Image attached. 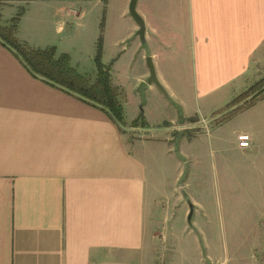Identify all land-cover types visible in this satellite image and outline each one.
<instances>
[{
  "label": "crops",
  "instance_id": "1",
  "mask_svg": "<svg viewBox=\"0 0 264 264\" xmlns=\"http://www.w3.org/2000/svg\"><path fill=\"white\" fill-rule=\"evenodd\" d=\"M130 1L0 0L11 10L9 18L21 13L16 36L32 47H58L73 34L90 31L97 53L102 36L103 58L108 56L103 63L125 96L127 122L119 123L99 105L31 72L0 38V264H147L157 198L168 187L165 182L156 186L158 167L173 156L176 141L194 143L197 137L182 132L176 138V129L201 127L198 135L203 132L208 144L219 145L225 173L230 169L225 154L233 152L240 168L252 167L255 183L264 184V94L224 119L237 109H229L230 103L252 85L248 75L264 63V0H185L189 49L181 60L176 44H182L183 19H176V0H138L145 41L129 14ZM90 18L93 26H86ZM131 49L138 54L140 72L126 88L116 66ZM56 53L69 55L57 48ZM148 56L168 93L165 100L151 82L148 111L161 103L169 114L163 112L154 123L146 110L143 122L134 126L141 104L138 85L150 74ZM183 65L191 68L190 93L199 106L187 121L177 118L175 106L176 99L185 98L176 89V83L182 84L176 71ZM232 121L237 127L224 128ZM134 130L148 134L132 137ZM242 133L251 136V147L239 146ZM181 150L176 149V164ZM178 189L177 199L189 198ZM258 196L252 204L261 216L264 193ZM191 202L192 228L200 232L194 215L207 216V206L196 198ZM184 205L181 210L188 213L191 205Z\"/></svg>",
  "mask_w": 264,
  "mask_h": 264
},
{
  "label": "rangeland",
  "instance_id": "2",
  "mask_svg": "<svg viewBox=\"0 0 264 264\" xmlns=\"http://www.w3.org/2000/svg\"><path fill=\"white\" fill-rule=\"evenodd\" d=\"M13 11L15 12V9ZM186 11L185 0H176V19H183L180 31L182 44H176L177 60H181L189 49L186 45L189 42V36L187 35L188 21L186 17L188 11L187 14ZM10 15L11 10L0 3V23L2 25L11 20L9 18ZM130 16L135 22L133 16L131 14ZM93 22V18H90L84 24L86 26H93ZM95 36L90 31H86V33H83L79 37H75V34H73L69 37L68 41L64 42V45L58 43V47H56L59 54L62 52L69 53L70 63L79 73L88 77L93 76V78L97 74L94 70L97 69L95 65V54H97L95 53ZM183 44L186 47L179 49V47H183ZM105 58H103L102 49V62L104 59L107 60L108 56ZM128 59H131V61L128 62ZM137 59L138 54L131 49L125 54L124 62L116 66L119 78L126 88L129 87V82L140 72L137 69ZM154 66L157 73L155 63ZM176 72L179 73V76H176V81H178V77L182 81V84L176 83L177 92L181 97H185L183 98V102L180 99H176V116L179 120L184 118L187 121V115L194 113L199 107L190 93V88H192V86L190 87L191 68H186L183 65ZM248 76V80L251 78L249 83L252 85H249L250 87L257 84L264 77V63L256 71L255 75L250 73ZM187 86L189 88L188 96L186 91ZM158 88L160 95L165 99L168 94L167 91L164 87V90L159 86ZM249 88L243 89L247 91ZM244 90H241L240 93L242 91L245 92ZM258 92L259 90L254 93H251V91L247 92L246 95L249 94L248 97L237 103V107L243 105L246 100H249ZM124 97L119 93L120 101H124L122 100ZM128 98V102L131 105L132 95L128 94ZM149 102L147 99V103L143 109L139 107V116L135 119L139 120V123L136 126H139L140 121L143 122V119L140 117L141 112L144 113L146 110H149ZM184 102H186V106L183 104ZM164 107L161 103H155L151 111H148V118L150 117L151 121L155 123L157 119H160L163 112L164 114H169L166 110L167 108ZM229 109H224L220 114L225 113ZM126 113V117L129 119L132 110ZM216 116L214 115L213 117ZM229 116L231 114L226 115L224 119L227 120ZM214 121H212V125H215ZM122 123L127 122L122 120ZM236 123V121H232L229 125H225L224 128L237 127ZM201 130V127L185 128L180 129V131L176 129V133L174 134L176 138H179L182 132H185L188 135H197L196 140L194 143L189 140L180 143L176 141L173 148L174 157L170 155L166 165L158 167L156 186L160 188L165 182L168 184V187L164 185L163 187H165L164 190L166 191H161V195L157 198L158 211L153 228L155 232L153 239L148 244L147 264H200L207 261L210 264H264V215L260 216L259 210L253 208L254 205L252 204V202L256 203L259 201V192L264 193V184L255 183L257 177L252 167L247 169L240 168L238 155L233 152L225 154L230 167L229 173H225L223 170L225 168L224 163L222 167V154L218 150L219 145L214 144L212 146L208 144L206 141L207 134L202 132L198 135ZM140 134H148V132L142 133V131L134 130L131 133L132 137ZM179 148L182 149L183 156L179 155L181 163L176 164L179 161L176 158V149ZM233 176L235 177L230 179ZM170 186L172 188L171 191L167 190ZM177 189L181 193L184 192L189 198L186 197L183 201L177 199ZM195 198L201 201L204 206L206 205L207 207H205L208 211L207 216L203 214L200 216L199 214L201 213L199 212L196 213L198 217L195 216L196 214L194 215L195 219H199L197 221L199 228L202 227L200 232L192 228V217L190 220L188 219L190 210L188 213H183L181 210L182 204L189 207L192 204L191 200ZM209 206L212 207L210 212ZM243 210H250L249 213L254 211L256 214H249L248 212L245 214ZM200 217L201 220L203 219L202 222L200 221ZM210 259L213 262H210Z\"/></svg>",
  "mask_w": 264,
  "mask_h": 264
},
{
  "label": "trees",
  "instance_id": "3",
  "mask_svg": "<svg viewBox=\"0 0 264 264\" xmlns=\"http://www.w3.org/2000/svg\"><path fill=\"white\" fill-rule=\"evenodd\" d=\"M21 13L12 17L8 24H0V38L9 45L17 56H19L22 62L27 68L48 80H51L55 85H59L68 89L71 92L89 100L106 110L114 119L119 123L123 120V105L119 99V89L113 85L111 81L110 67L104 65L101 60L103 41L102 36L99 38L97 54L95 61L97 65V71L95 78L85 76L79 73L75 67L70 63V57L64 53L57 55L56 47L51 46L48 48H35L27 43L20 41L16 36V31L19 23ZM264 77L257 82V84L250 87L247 91L240 94L229 107L235 106L242 99L248 97L247 92L254 93L259 90L253 97L237 107V109L230 111L234 112L238 109L254 103V101L264 94ZM238 99V100H237ZM143 119V112L140 116ZM192 121L197 119L192 118ZM139 120H134L133 125Z\"/></svg>",
  "mask_w": 264,
  "mask_h": 264
},
{
  "label": "water",
  "instance_id": "4",
  "mask_svg": "<svg viewBox=\"0 0 264 264\" xmlns=\"http://www.w3.org/2000/svg\"><path fill=\"white\" fill-rule=\"evenodd\" d=\"M137 3H138V0H131L130 1V14L133 16V18L135 19V21L137 22V24L139 26L137 31H138V34L140 35L141 40L145 41L146 40L145 39L146 23H145L143 17L140 15V13L137 10ZM147 62H148L149 70H150L149 77L147 78V80H142L138 85V90L140 92V98H141V104H140L141 108H143V106L147 102L146 91L150 87L151 82L156 84L157 86H159L161 89H163L162 85L160 84V82L158 80L156 69H155V66H154V63H153L151 56L147 57ZM237 106L238 105L233 106L232 109L236 108ZM192 213H193V206L191 205L190 213L188 216L189 220L192 217Z\"/></svg>",
  "mask_w": 264,
  "mask_h": 264
},
{
  "label": "built area",
  "instance_id": "5",
  "mask_svg": "<svg viewBox=\"0 0 264 264\" xmlns=\"http://www.w3.org/2000/svg\"><path fill=\"white\" fill-rule=\"evenodd\" d=\"M251 139H252L251 136L247 133L239 134L238 136L239 146L242 148L251 147Z\"/></svg>",
  "mask_w": 264,
  "mask_h": 264
}]
</instances>
